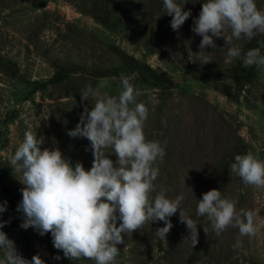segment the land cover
Segmentation results:
<instances>
[{
	"label": "rangeland",
	"instance_id": "374dc122",
	"mask_svg": "<svg viewBox=\"0 0 264 264\" xmlns=\"http://www.w3.org/2000/svg\"><path fill=\"white\" fill-rule=\"evenodd\" d=\"M202 3L189 0L184 10L191 16L173 31L163 0H0V204L7 202V210L0 214V221L7 223L0 231L25 259L39 255L45 264H95L86 258H64L53 247L50 233L40 236L32 228L20 227L23 214L16 208L22 199V175L10 164L24 133L36 131L44 139L42 148L58 146L73 165L79 161L85 170L91 168L89 141L67 135L83 108L91 110L95 102L92 96L81 100L86 85L100 94L118 95L123 73L136 86L137 102L149 109L146 139L167 141L166 156L154 165L160 170L154 183L157 190L167 188L170 199L184 194L180 207L191 217L197 215V200L214 188L227 160L248 151L264 159V66H256L254 81L246 85L228 77L237 59L227 62V49L243 52L246 36L230 43L214 38L216 48L199 50L202 38L191 28ZM255 3L264 11V0ZM89 12H104L114 28L103 27ZM229 36L230 30L225 39ZM113 47L141 65L129 69ZM258 48L264 55V42ZM198 51L210 54L211 63L203 65ZM146 70L165 81L142 80ZM57 72L63 79L49 82ZM114 76L116 80L111 79ZM204 77L210 80L203 81ZM106 155L115 161L112 149ZM225 170L222 195L236 201L237 210L258 211L257 232L241 238L243 247H232L237 228L216 235L206 217H201L198 243L192 247L184 240L188 230L182 228L178 210L170 218L173 227L165 241L155 235L163 222L145 223L126 234L125 244L117 245L115 264H264V190L245 185L230 165ZM169 244L174 247L172 259L165 253Z\"/></svg>",
	"mask_w": 264,
	"mask_h": 264
},
{
	"label": "clouds",
	"instance_id": "9594fccd",
	"mask_svg": "<svg viewBox=\"0 0 264 264\" xmlns=\"http://www.w3.org/2000/svg\"><path fill=\"white\" fill-rule=\"evenodd\" d=\"M188 3L189 0H163L173 31H178L191 16L190 10H184ZM228 30L230 36L226 40ZM191 31L202 38L199 50L203 52L206 47L216 48L214 38H223L225 43L242 36L251 40L257 32L264 33V11L258 9L255 0H203ZM196 55L203 65L211 63L210 54L200 55L198 51ZM227 58V62L242 60L246 68L264 66L259 48L242 52L238 47H229ZM118 79V95L100 94L91 85L85 86L81 100L88 101L92 96L95 102L91 110L88 106L83 108L79 122L67 132L70 138L89 141L93 157L90 169L85 170L79 161L73 165L58 146L42 148L44 139L38 138L36 131L24 133L10 158L14 170L22 175V199L16 208L23 214L20 227L32 228L40 236L50 233L53 247L69 260L86 258L95 264H115L120 254L117 245L125 244L126 234L145 223L163 222L155 235L165 241L173 227L170 218L178 210L179 222L188 230L184 240L190 241L192 247L198 243V221L180 207L185 195L170 199L168 189L160 186L157 190L154 183L160 173L154 165L166 156L167 141L146 139L149 109L137 102L140 92L127 76L121 73ZM109 148L115 161L106 155ZM230 170L245 185L264 190V159L259 153L235 155ZM6 210L5 201L0 204V214ZM196 212L197 217L210 221L216 235L229 227L237 228L239 236L233 248L243 247L241 238L254 237L257 232L254 221L258 211L237 210L236 201L224 197L220 190L203 193L197 200ZM6 223L0 221V229ZM203 230L206 234L207 230ZM0 254V264H45L39 255L31 261L25 259L3 231Z\"/></svg>",
	"mask_w": 264,
	"mask_h": 264
},
{
	"label": "trees",
	"instance_id": "16d2710c",
	"mask_svg": "<svg viewBox=\"0 0 264 264\" xmlns=\"http://www.w3.org/2000/svg\"><path fill=\"white\" fill-rule=\"evenodd\" d=\"M91 13V16L93 18H95L103 27L105 28H109V29H113L114 28V24H111L108 20V15H106L104 12L100 13V14H96L94 12H89ZM247 38V37H246ZM264 42V33H259L257 32V34L255 35V37L251 40H249L248 38L246 39L245 45H244V49L243 52H246L249 49H253V48H258V44L260 42ZM112 52H114L115 54H117L120 58V60L122 61V64L129 67V69H134L136 68L138 65H141V62L134 60L132 57L128 56L126 53L122 52L120 49L117 48H112L111 49ZM149 69V68H148ZM147 71V70H146ZM113 72L115 73V70H113ZM100 72L97 73V76H100ZM63 74L62 73H54L49 79V82H59L63 79ZM256 76V66L253 67H243L242 66V60L237 59L236 61V66L232 69L231 74L228 76L230 77L235 83L240 84V85H246L251 83L252 81H254ZM142 80L144 81H152L154 82H162L165 81V77L164 76H160V75H156L155 72L153 70H148L146 73L141 75ZM203 81H208L210 79H208V77H204L201 78ZM233 158H230L229 160H227L226 165H230L233 162ZM225 166H223L219 172V174L217 175L218 179L215 182V186L213 189L216 190H220V185L222 183V179L224 178V176L226 175V170H225ZM191 218L196 219L198 221V224L200 223L201 217H197V215L192 216ZM183 229H187L186 226L184 225V227H182ZM174 250L173 244H169L166 249H165V253L167 252V254H169V259H172L174 257V253L172 252ZM178 257V256H177ZM179 258V257H178ZM224 263V262H222ZM203 264H216V263H210V262H205ZM253 264V263H250Z\"/></svg>",
	"mask_w": 264,
	"mask_h": 264
},
{
	"label": "water",
	"instance_id": "95a60500",
	"mask_svg": "<svg viewBox=\"0 0 264 264\" xmlns=\"http://www.w3.org/2000/svg\"><path fill=\"white\" fill-rule=\"evenodd\" d=\"M6 191H7V189H6Z\"/></svg>",
	"mask_w": 264,
	"mask_h": 264
}]
</instances>
